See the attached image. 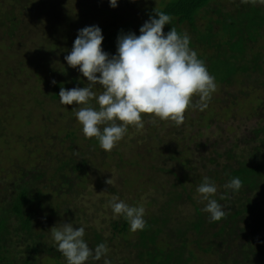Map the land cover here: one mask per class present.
<instances>
[{
    "label": "rangeland",
    "instance_id": "rangeland-1",
    "mask_svg": "<svg viewBox=\"0 0 264 264\" xmlns=\"http://www.w3.org/2000/svg\"><path fill=\"white\" fill-rule=\"evenodd\" d=\"M167 1L117 0L116 6L113 8L109 7L107 0H23L16 10L10 12L12 13L10 16L14 15L17 19L12 34L3 33L0 29V132L3 135L0 137V199L4 192L3 186L7 182L5 175L10 166L16 160L21 165L24 159L32 158L30 162H33L35 156L27 157L29 148L34 147V142L44 138L45 130L59 131V135L67 130L74 133V136L63 145L52 141L56 155L47 156L45 161L53 162L50 158L63 160L68 157H75L78 161L83 157L87 159L88 163L85 171L79 172L82 179L81 181L80 179L76 180L72 195L59 196L57 202L56 197L50 192H46L43 196L42 208L47 207L38 212L32 229L34 235H42L40 242L43 245L51 246L57 250L49 230L55 224L72 223L74 228L83 225L84 237H91L95 232L101 236V240L106 243L108 248L106 255L109 259L111 258V261L113 259L112 264H130L131 257L137 255L138 252V249H135L132 244L138 243L139 230L130 231L128 227L127 232L119 233L113 229V223L121 221L123 217H113L108 205L112 196L115 195L128 204H142L145 209L144 220L150 221L149 217H156L160 220L161 203L169 197L172 198L179 194L180 201L175 202L177 207L173 214L171 213L172 222L169 223V227L166 226L163 229L162 233L165 235L168 232H173L174 225L183 228L184 226L181 224L190 222L193 218L194 203L201 209L204 203L198 199L195 189L199 184L197 173L204 172L203 164L206 159L212 156L210 155V144L214 143L213 140L219 142V139L233 135L234 132L228 134L229 131L228 133L224 131L223 127L225 126L238 131L245 127L250 129L255 124V119L250 116L251 107L255 102L250 101L249 96L240 95V84H236L226 90L232 99H240L235 105L230 103L229 106L233 112H227V121L219 125L210 124L207 127H202V131L200 130L202 136L197 135V127L198 123L205 122V120L202 117L203 120L200 121L193 108L190 113L193 118H188L191 127L189 125L183 127L182 122L176 123L173 120L158 118L150 119L151 114H141L143 127L138 130L134 126H128L121 140L108 151L109 153H105L100 147L94 146L93 138H85L81 133L80 125L71 110L75 107V102L71 105H63L59 99H53L52 94L49 95L53 84L60 79V75L53 69L63 68V65L56 66L57 68L52 67L55 56L50 57V51L55 52L58 50V46L53 47L49 43L55 38L61 39L70 25L80 29L100 22L108 31H119L123 29V25L132 20L133 26L137 24L139 29L142 23L148 19L143 14V10L159 9ZM242 1L220 0L217 3H221L220 6L228 10L232 9L234 4H241ZM4 8H0L2 10L0 19L9 17V10L5 11ZM203 15L205 14L202 11L199 15L201 18L196 22L197 25L205 26L206 21L211 17L210 12L209 15H205L207 19H203ZM134 16L136 17L135 21L133 20ZM6 25L9 27L8 24ZM135 29L137 31L135 34L138 35V29ZM163 32H167V30L162 29ZM56 53L60 54L57 51ZM48 59L50 64H48ZM14 62H17L15 72L2 73V70L6 69L8 65H14ZM67 77L68 88L74 87L73 84L75 87H82L87 83L86 78L77 71V68L76 71L68 72ZM94 90H98V88H94ZM247 91L252 92L251 88H247ZM223 92L220 85L216 84L208 101L223 97ZM196 99L197 97H192V101H196ZM91 104L95 105V101ZM211 104V108L209 106L198 110V114L204 116L209 113V109L220 114L221 111L218 110L221 109L216 104ZM218 104V106H222V109L223 106L224 108L228 106L227 102ZM188 109L190 110V108ZM188 109L186 108L185 111ZM194 119H198V121ZM180 130L184 132L180 133L179 139L174 141L173 135L179 133ZM24 136L33 139L29 141ZM71 140H73L72 149L68 150L67 147ZM25 146L27 147L24 148ZM145 147H148V150ZM77 149L78 151H76ZM107 153L108 155L105 156ZM48 162L43 165V168L50 172L54 165H50ZM53 163L55 164V162ZM28 167L26 164L23 166V168ZM47 177L37 185L39 188L50 187ZM188 196L190 199L187 198ZM50 201L53 202L55 216H50L51 208L48 205ZM9 223L12 232L11 239L15 242L17 237H23L24 233H19V236H16L13 231L17 221L11 218ZM156 224L161 225L160 222ZM149 226L155 228L151 221ZM195 236L196 233L191 231L186 236L189 249L194 251L193 262L195 264L214 263L215 259L211 255L203 254L202 251L196 249L194 244L190 245L196 239ZM12 247L17 251H22V248H18L17 244ZM37 257L39 260L41 258V264H48L47 259L53 258L51 253L50 255L41 253ZM103 259L101 257L98 264H103ZM97 260L89 259L83 264ZM143 262L144 258L142 261L135 259L133 264H143Z\"/></svg>",
    "mask_w": 264,
    "mask_h": 264
},
{
    "label": "trees",
    "instance_id": "trees-1",
    "mask_svg": "<svg viewBox=\"0 0 264 264\" xmlns=\"http://www.w3.org/2000/svg\"><path fill=\"white\" fill-rule=\"evenodd\" d=\"M217 1L220 0H168L161 5V8L145 9L143 14L146 17L159 11L169 14L170 25L165 24L162 29L168 31L170 26H174L178 33H187L190 37L189 47L196 51L197 57L203 61L209 74L214 77L215 83L224 91L223 97L207 101L206 107L208 108L210 103L216 104L221 109L218 110L221 111V116L213 109H209L207 116H203L198 114V109L193 108L199 120L202 121V117L205 120L198 123V136H202L200 133L202 127L210 124L219 125L227 121V112H233L229 106L230 103L235 105L240 99L229 97L226 93L227 88L240 84V95L249 96L250 101L255 102L250 113V116L255 119L253 127L250 129L245 127L238 131L228 126L223 127L225 132L229 131L228 134L234 132L233 135L219 139V142L213 140L214 143L210 144L212 156L204 162V172L197 173L199 183L202 177L207 176L216 184L217 190L213 198L225 210V215L217 221H211L208 213L202 212L201 208L194 203L195 213L192 220L182 223L183 228L174 225L176 227L173 226V232L164 235L163 229L172 222L171 213L173 214L176 209L175 202L180 201L181 196L177 194L175 197H169L161 203L160 220L149 217L155 228L150 227V221L147 220L145 227L138 231L139 241L132 244L138 252L131 257L130 264H133L135 259L142 261L143 258V264H195L192 259L194 251L189 249L186 238L189 231L196 233V239L190 245L194 244L203 254L211 255L215 259V262L211 264H264V0H243L239 5L233 3L234 7L228 10L220 6L221 3ZM21 2L23 0H0V8L5 7L3 10H9V17L0 19V29L3 33L12 34L15 30L13 26L17 24V19L14 15L10 16L12 15L10 12L16 10ZM41 5L44 4L41 3ZM202 11L205 15H209V12L211 15L205 26L196 24L201 18L199 15ZM1 12L0 9V15H2ZM205 15L202 16L203 19H207ZM133 20H136L135 16ZM133 23L132 20L128 21L119 31H108L100 22L95 24L100 28L103 37L102 50L109 55L114 54L118 34L137 32L135 28L138 29V25L133 26ZM77 30L74 25H70L61 39L55 38L49 43L50 46H58L56 51L60 52V54L56 53L51 47L55 51H50L49 55L55 56L52 67L57 68L56 66L63 65V68L59 70L53 69L60 75V79L53 84L49 93V95L52 94L53 99H58L60 87L68 89L67 73L76 71V67L68 66L63 57L70 50ZM48 64H50L49 59ZM16 68L17 62H14V65H8L2 73L7 74L11 71L13 73ZM72 82L74 83L73 80ZM247 88H251L252 92H248ZM1 94L4 95L3 90ZM93 102L94 100L91 101ZM219 102H227L228 106L225 108L223 106L222 109V106H218ZM191 109L183 113L184 118L181 121L183 127H187L186 125L191 127L188 121V118L192 117ZM194 120L198 121V119ZM182 132L184 131L180 130L173 135L174 141L179 139L178 135ZM44 133V138L40 139L39 143L34 142V147L29 148L27 157L35 156L33 162H30L32 158L24 159L21 165L16 160L5 175L7 182L3 186L4 192L0 199V264H41V258L39 260L37 257L41 253L52 254L53 258L47 259L48 264H65V258L59 251L40 242L42 235L33 234L34 220L38 212L47 207L42 208L45 193L50 192L56 197V202L59 196L72 195L76 180L82 179L79 172L85 171L88 163L83 157L78 161L75 157L63 160L50 158L55 164L52 161H45L47 156L56 155L52 141L63 145L74 136V133L70 130L63 131L65 134L61 133V135L59 131L45 130ZM2 136L0 132V137ZM24 137L28 138V136ZM28 139L30 141L33 138ZM93 144L99 147L94 138ZM72 145L73 140L69 143L68 150L72 149ZM145 148L148 150V147ZM46 162L54 165L52 171L49 172L43 168ZM25 164L29 167L23 168ZM233 176H238L241 180V186L236 191L224 187V184ZM46 177L49 179L50 187L39 188L37 185ZM187 198L190 199V196ZM203 202L202 208L206 201ZM48 205L51 208L50 216H55L53 202L50 201ZM163 210L164 213H162ZM11 218L17 221L14 234L19 236V233H24L23 237H17L15 242L11 239L12 232L9 228ZM157 222L161 225H157ZM128 227L124 218L113 223V229L119 233L127 232ZM84 239L90 249L103 241L96 232L92 233L91 237L85 236ZM15 244L18 248H22V251L15 250L12 247ZM89 259H92L91 256L87 260ZM98 263L99 259L86 264Z\"/></svg>",
    "mask_w": 264,
    "mask_h": 264
},
{
    "label": "clouds",
    "instance_id": "clouds-1",
    "mask_svg": "<svg viewBox=\"0 0 264 264\" xmlns=\"http://www.w3.org/2000/svg\"><path fill=\"white\" fill-rule=\"evenodd\" d=\"M107 2L114 8L117 0ZM170 22L169 14L156 12L142 23L138 35L118 34L112 55L101 48L100 28L87 25L77 30L70 50L63 57L68 66L77 68L87 83L82 87H60L59 102L63 105L75 102L71 110L81 133L85 138H94L104 151H110L121 140L128 126L141 129V114H151L150 119L180 123L186 108L203 110L207 107L216 88L214 77L196 51L189 47L187 33H178L174 26L162 33V26ZM194 96L197 97L195 103ZM93 99L95 107L91 104ZM240 186L238 176L224 184L233 191ZM216 190V184L207 176L202 177L195 189L198 199L206 201L201 210L208 213L211 221L225 215V210L213 198ZM108 205L114 218L122 216L127 221L130 231L145 227L142 204H128L113 195ZM49 230L65 264H83L90 256L94 260L103 257V264H112L106 255L105 242L97 243L92 249L88 247L83 238V225L74 228L72 223H58Z\"/></svg>",
    "mask_w": 264,
    "mask_h": 264
}]
</instances>
